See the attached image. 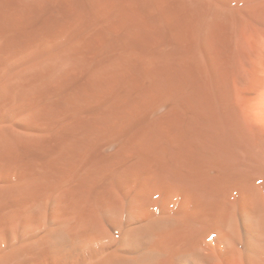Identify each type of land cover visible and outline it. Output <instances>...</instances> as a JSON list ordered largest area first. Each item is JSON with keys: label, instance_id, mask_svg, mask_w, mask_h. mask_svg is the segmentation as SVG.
I'll return each mask as SVG.
<instances>
[{"label": "bare ground", "instance_id": "obj_1", "mask_svg": "<svg viewBox=\"0 0 264 264\" xmlns=\"http://www.w3.org/2000/svg\"><path fill=\"white\" fill-rule=\"evenodd\" d=\"M0 264H264V0H0Z\"/></svg>", "mask_w": 264, "mask_h": 264}]
</instances>
